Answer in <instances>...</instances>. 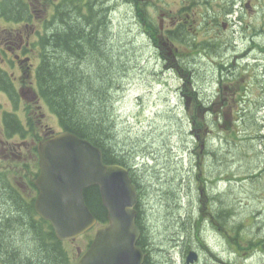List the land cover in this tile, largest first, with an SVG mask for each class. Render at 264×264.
<instances>
[{
  "label": "rangeland",
  "instance_id": "rangeland-1",
  "mask_svg": "<svg viewBox=\"0 0 264 264\" xmlns=\"http://www.w3.org/2000/svg\"><path fill=\"white\" fill-rule=\"evenodd\" d=\"M255 2L257 4V0ZM159 8L165 14L171 10L172 14H166L168 18L166 24L173 26L174 22L170 18L176 19L178 7L166 6L165 3L160 2ZM240 8V5L236 6V14L233 15L234 19L233 17L231 19L230 29L217 34V38L225 42L227 46L230 45L233 38H241V42L237 43V48L241 49L248 46L243 38H251V34L258 29L261 31V36L255 41L262 42L261 45L264 46V5L261 6L258 3L252 12L246 9L244 10L247 12H240L243 10ZM124 11V9L121 10L118 17L113 16L111 22L110 19L108 20V25L112 24L110 30L108 29V46L111 49L119 48L125 56V61L132 63L124 74H121V67L120 72L117 71L115 74L119 81H116L117 88L120 86V90L114 96L115 113L118 116L116 140L120 145L119 150L130 161L128 166L134 168L135 177L141 179L143 184L142 208L148 225L150 262L152 264L184 263L181 251L188 245L185 243L186 231L183 224L189 214L192 218L198 215L197 211L200 206L198 188L203 183H206L205 192L209 197L205 202L207 212L210 213V210L214 212V203L222 200L232 206L236 219L241 220L246 214H249V218L254 215L258 226L256 228L252 225L248 226L244 232L248 238L264 240V153H262L264 152V126H262V130H254L251 124L245 120L249 119L248 116H244L247 115L249 109L254 108L257 109L259 116L264 115V95L262 93L264 83L259 80V73L257 75L259 70L261 73L264 71V66L256 68V59L254 58L263 59L264 52H261L260 49H253L252 52L245 53L246 51L240 50L239 53L228 54L227 50L223 49L219 53L220 56L217 58L219 61L221 60V63L227 62V65H230L235 60L236 62L240 60L248 65H243L241 62L239 67L234 69L233 74L228 73V76L232 77L229 81L223 79L221 86L217 85L218 99L210 106H220L211 114L210 119L213 121L217 119L218 123L222 125L224 123L222 117L225 114L232 130H238L240 126L243 133L233 139L231 130L227 129L225 125L219 128L207 125L208 129L204 135L200 129L202 137L205 138V148L200 156H196L192 153L194 148L192 139H194V134L200 136V133L189 132L190 130L186 128V118L195 117L203 122L206 118V111L201 112L197 108L198 104L194 102L190 103L191 113L185 111L183 100H180L177 93L181 86L179 75L176 71L170 73L156 64L154 58L151 57L154 51L148 38L142 35L138 29L131 32L126 28V25L125 29L123 28ZM204 11L205 6H201V4L192 8L188 12L189 22L194 20L193 24L196 26L200 17L204 15ZM75 15L84 19L94 16L89 12L83 15L79 10L75 11ZM239 16L241 19L236 22V18L238 19ZM20 22L38 25L36 19L29 20L26 14L22 15ZM235 22L239 28L240 36L234 32ZM105 27V29L108 28V26ZM198 38H202V36ZM179 43L183 44L181 41ZM37 45L36 41L35 46ZM178 47L181 50V47ZM224 54L227 55L224 56ZM238 54L241 56H236ZM100 63L98 59L95 62V68L98 70ZM262 64L264 65V63ZM242 66H245L244 71ZM103 72L106 73V70ZM93 73H95L94 70ZM202 82H204L202 78L197 80V84ZM201 85L203 86V84ZM225 86L232 87L225 90ZM187 97H189L188 94ZM254 98L255 101H260L252 106L255 103ZM223 99L229 103L224 101L228 104L222 105ZM3 109H6V102L0 95V112ZM154 118H156V126L149 129ZM202 118L204 119L202 120ZM237 122L239 125L236 124ZM182 123L185 128L180 127ZM51 126L57 128L53 115L51 116ZM258 136L262 138L260 143L255 141ZM198 151L199 148L196 152L198 153ZM198 162L203 163V171L196 168ZM157 170L161 172L160 175ZM192 175L195 176L194 180L198 183L197 186L194 182H190ZM9 176L10 174H7V177ZM169 197L173 198V201ZM211 198L212 204L209 202ZM202 199L204 201L205 197L203 196ZM209 204H211V208H209ZM209 217L211 218V215ZM209 228L211 229V226L208 223L202 234V240L226 263L237 264L234 257L229 255L232 251L224 243L220 233L218 238L216 232ZM46 232L45 229L42 235ZM93 234L94 230L88 235L80 237L74 243L64 244L71 264L76 260L77 249L84 251L88 238H92ZM27 236L28 234L25 233L15 239L14 244L17 250L29 248L30 243H26L29 242ZM193 247L195 248L194 245ZM8 250L17 251L9 247ZM259 253L255 251L251 255L253 257L243 260V264H264V257H261ZM197 264L209 263L202 259Z\"/></svg>",
  "mask_w": 264,
  "mask_h": 264
},
{
  "label": "trees",
  "instance_id": "trees-1",
  "mask_svg": "<svg viewBox=\"0 0 264 264\" xmlns=\"http://www.w3.org/2000/svg\"><path fill=\"white\" fill-rule=\"evenodd\" d=\"M29 2V0H0V17L6 21H14L22 15H27L29 13ZM259 4L261 6L264 5V0H260ZM255 6L250 5L249 12H252ZM224 9L231 11L232 8H228L225 5ZM90 17L91 19L95 18V20L84 19L78 15L77 17H71L70 15L67 19L64 15H61V30L58 31L56 25L53 23L49 26L51 32L40 38L39 44L41 52L39 65L36 70L37 91L44 105L57 117L60 126L65 131L73 133L79 138L86 139L93 145L99 147L104 163L119 164L127 167L130 161L121 153L119 150L120 145L116 140L118 116L115 113L114 96L120 90V86L117 88L116 81L118 80L115 74L119 71L120 67L122 70L121 74H124L132 63L125 61V56L120 52L119 48L114 47L111 49L108 46L107 29H105L108 23L105 17H101L98 20H96L97 17L95 15ZM123 23L124 28L126 23L124 21ZM182 36H172L173 39L171 41L178 42L182 40L189 48L193 47L190 51L192 62H186V64H191V67L195 66L200 71L204 70L205 66L203 61L199 62L200 54L195 53V50L205 46H213L217 51L222 47V41L218 38L210 40V44L205 42L200 45L196 36H193L185 29ZM252 36L253 39H259L261 34H259V30H256L252 33ZM191 55L188 57L189 59ZM97 59L101 62L98 65L99 70L95 68ZM93 70L95 73H93ZM103 70H106V73ZM184 88L189 98H191V102L196 100L198 96L193 91V86V90L190 85H185ZM257 103L258 101L256 100L252 106H255ZM246 116L249 119L245 120L251 124L254 130L262 129V126H264V115L259 116L254 108L249 109ZM223 120L224 123L220 125L218 121L213 122L209 118L206 124L210 126L214 124L216 128L225 125L227 129L231 130L233 139H236L238 134L243 133L240 126L238 130H232V127L229 126L228 119ZM241 121H244V119H241ZM183 123L182 126L180 124L181 128H185ZM201 124L202 122L195 119V117L186 118V128L188 129L202 127ZM236 124L239 125V122ZM240 125L242 126L241 123ZM154 126H156V118L149 125V129ZM131 176L139 194V201L136 207V225L140 230L138 245L147 250L144 264H152L150 262V244L147 236V219L142 208L143 190L133 175ZM194 179L195 176L192 175L190 182H194L197 186L198 183ZM3 185H5V182ZM84 199L89 210L97 219V222L99 224L106 223L107 213L101 204L98 189L96 187H90L85 190ZM169 199L173 201V198L169 197ZM209 202L212 204V198ZM211 204H209V208H211ZM213 207L215 211L210 210L211 218L209 219V223L218 230L217 232L220 233L227 247L240 257L239 264H241L242 256H250L255 251L260 252L259 255L264 257V240L260 238H248V235L244 232L248 226L252 225L254 228L258 226L254 215L252 218H249V214H246L243 215V219H236L232 206L222 200L215 202ZM7 210H10L8 204L0 208V221L2 220V229L4 232L1 234L2 231L0 230V256L2 255L1 257L7 261V264L9 262L10 264H71V259L64 245L56 240L49 224L39 219L38 221L41 224H45L48 228L47 238L44 237V239L54 241V246L49 248L43 244V247L39 249L40 247L34 244L37 240L30 241L28 237L29 242L24 241L28 244L30 243L29 248H23L21 251L17 250L14 242H16L15 239L17 237H21L18 235L17 229H23L25 222L23 224V221L15 220L6 227L5 225L8 224L7 215L9 214L5 213V211L9 212ZM27 213L33 221L35 213L33 212L32 206L26 209L25 217H27ZM193 220L189 214L186 222L183 224V228L186 231L185 243L188 245L184 247V251L191 249L193 244L191 237ZM8 247L17 251H9ZM25 254L26 256L24 257Z\"/></svg>",
  "mask_w": 264,
  "mask_h": 264
},
{
  "label": "flooded vegetation",
  "instance_id": "flooded-vegetation-1",
  "mask_svg": "<svg viewBox=\"0 0 264 264\" xmlns=\"http://www.w3.org/2000/svg\"><path fill=\"white\" fill-rule=\"evenodd\" d=\"M124 2L130 8L139 5V3L147 4L153 10V13H157L163 34L167 32L171 36L183 37L185 29L196 36L197 39L199 36H203L205 28L209 31L210 37H216L217 34L221 33V31H218V27L221 30L226 28L222 31L230 29V23L232 22L230 17L233 14L228 12L225 15H218L214 11L215 7H218L222 2L231 7L234 12V7L237 5L245 8L250 5H257L260 0H257V4L255 0H36V6L32 10L30 20L36 19L38 25L29 24L28 22H17V24L3 22L0 24V95L6 102V109L0 112V208L5 204L9 205L10 210H7L9 212L5 211V213H9L7 215L8 224L5 226L8 227L15 220H21L23 224L25 222L23 229H17L18 235L22 236L27 233L30 241L37 240L34 244L39 246V249L43 247V244L51 248L54 246V241L44 239L43 236L47 238L48 233L46 235H42L40 231L37 233L38 226L32 221L31 216L25 217V211L27 209L26 205H32L34 209L33 204L37 194L34 185L39 171L37 145L53 136L58 130L51 126L52 115L46 111L41 100L34 92L38 51L35 47L37 40L32 39H35L42 30L46 29L52 16H54L53 23L59 31L61 30V15L68 19L70 15L75 17V11L79 10L83 15H86L87 12L90 15H95L96 20L101 17L109 20L108 17L113 13V10L123 6ZM160 2L165 3L166 6L178 7L176 19L170 18L174 22L173 26L169 25L171 28L163 26V22L168 21L166 14H172L171 10L165 14L159 8ZM198 4L204 5L205 11L197 22L198 24L194 26V20L191 23L188 20V12ZM50 5L51 12H49ZM98 14L100 15L97 16ZM88 17V20L91 19L90 16ZM240 19V16L238 19L236 18L237 21ZM91 20H95V18ZM243 40L248 45L251 44L249 38H243ZM198 42L202 45L204 39L198 38ZM238 42H241V38H233L228 46L229 53L240 52L242 48H237ZM180 47L181 50L175 48L174 52L164 53L162 51L159 55L166 54L172 62L176 60L175 55L176 58L179 56L181 67L176 64L174 69L179 75L182 88L185 85H196L195 79L202 77V81L206 83L203 84L201 92L195 91L198 96L196 101L199 103L198 108L201 112L206 111V113L211 114L217 110V106H206L205 102L214 103L217 101L214 85L221 86V80L229 81L232 78L228 76V73L233 74L235 72L234 69L238 67L236 60L230 65H227V62L221 63V60L219 61L217 58L220 56L219 54L213 52L209 47H201L202 49L195 50V53L200 54L199 62L203 61L205 66L204 70L200 71L199 68L186 64V62H192L190 51L193 47L189 48L187 44ZM245 49V53L251 52V46ZM258 49L264 52V49ZM190 55L191 58L189 59ZM226 55L224 54V56ZM236 56L240 57L241 54ZM254 58L257 59V62L264 63V61H261L264 58ZM162 59H164L163 56ZM224 88L228 90L231 89V86H225ZM180 91L178 92L180 96L185 97L184 92ZM224 101L227 100L223 99L222 102ZM189 103H191L190 99H188L186 110L191 113ZM201 139L203 138L197 136V140ZM7 174H10V176L7 177ZM4 182L5 185H3ZM2 227L1 220V234L4 233ZM9 237L12 239L11 236Z\"/></svg>",
  "mask_w": 264,
  "mask_h": 264
},
{
  "label": "water",
  "instance_id": "water-1",
  "mask_svg": "<svg viewBox=\"0 0 264 264\" xmlns=\"http://www.w3.org/2000/svg\"><path fill=\"white\" fill-rule=\"evenodd\" d=\"M37 153L39 173L34 184L38 194L34 208L41 219L50 223L58 240H73L95 225L96 219L84 201V190L97 187L107 212V225L95 230L76 264H143V251L136 245L137 196L127 170L105 164L98 147L68 132L39 144ZM201 221L202 215L195 222L194 237L207 251L198 238ZM196 259L197 255L190 252L186 263Z\"/></svg>",
  "mask_w": 264,
  "mask_h": 264
},
{
  "label": "bare ground",
  "instance_id": "bare-ground-1",
  "mask_svg": "<svg viewBox=\"0 0 264 264\" xmlns=\"http://www.w3.org/2000/svg\"><path fill=\"white\" fill-rule=\"evenodd\" d=\"M105 20H106V18H105ZM106 21H107V23H108V20H106ZM107 26H108V24H107ZM179 42H180V41H179ZM193 245L195 246V248H197V249H201V246H200V244H199L198 242H194ZM193 245H192L191 249L194 248Z\"/></svg>",
  "mask_w": 264,
  "mask_h": 264
}]
</instances>
